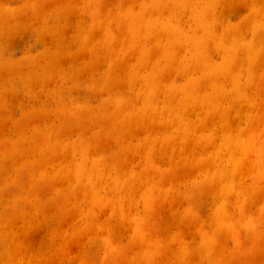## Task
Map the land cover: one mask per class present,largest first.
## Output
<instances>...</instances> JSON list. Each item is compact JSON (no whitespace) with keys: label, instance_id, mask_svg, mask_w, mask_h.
Listing matches in <instances>:
<instances>
[{"label":"rangeland","instance_id":"rangeland-1","mask_svg":"<svg viewBox=\"0 0 264 264\" xmlns=\"http://www.w3.org/2000/svg\"><path fill=\"white\" fill-rule=\"evenodd\" d=\"M0 264H264V0H0Z\"/></svg>","mask_w":264,"mask_h":264}]
</instances>
